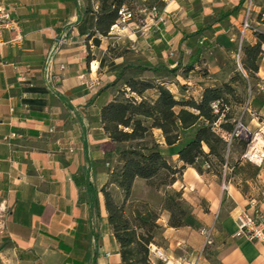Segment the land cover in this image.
Instances as JSON below:
<instances>
[{
    "label": "crops",
    "instance_id": "obj_1",
    "mask_svg": "<svg viewBox=\"0 0 264 264\" xmlns=\"http://www.w3.org/2000/svg\"><path fill=\"white\" fill-rule=\"evenodd\" d=\"M0 3L16 25L2 31L0 47V264H121L100 193L108 174L102 169L107 139L99 111L110 100L109 92L101 91L122 62L106 61L104 54L109 45L131 38L133 29L114 28L108 37L88 39L95 28V0ZM182 35H177L180 40ZM258 77L264 80V57ZM89 81L100 87L89 88L84 83ZM257 109L261 119L256 126L264 137V105ZM255 111L252 106L247 110ZM154 134L162 153L180 166L178 147L165 146L160 132ZM240 156L233 152L230 159ZM80 169L93 175L99 217L91 212L93 193L88 197L73 181ZM231 172L230 166L227 180H220L186 168L168 187L180 193L198 226L168 228L163 212L164 252L176 264H264V247L236 236L241 211L264 215V163L240 161ZM139 183L144 195L158 193L155 206L160 209L161 190L153 191L144 181L134 182L131 199L147 201L133 197ZM205 231L211 236L208 246Z\"/></svg>",
    "mask_w": 264,
    "mask_h": 264
},
{
    "label": "trees",
    "instance_id": "obj_2",
    "mask_svg": "<svg viewBox=\"0 0 264 264\" xmlns=\"http://www.w3.org/2000/svg\"><path fill=\"white\" fill-rule=\"evenodd\" d=\"M245 0L233 9L220 10L208 24L195 32L183 34L180 43L188 38L202 35L212 30L216 24L236 16ZM98 5L94 30L89 34L108 37L118 20L121 8L131 7L135 0H95ZM158 3L163 6L162 2ZM253 28V27H252ZM255 43L241 45L240 66L233 65L226 80L217 81L210 76V84L201 83L198 97L182 96L177 98L171 91L177 77L188 79L194 72V63L182 65L181 59L170 62L152 63L135 55L131 46L109 45L104 54L106 61L122 59L114 70V80L103 91H108L110 100L99 111V123L106 136L102 145L103 163L108 180L100 189L104 208L112 236L118 244L121 264H152L151 248L156 245L155 238L162 237L163 227L158 224V214L147 203L131 199L132 188L136 180L144 181L154 191L171 187L182 177L186 168L194 169L199 175L214 174L222 180L224 166H231L234 172L240 162L230 159L239 147L242 154L247 143L234 138L228 144L216 134L213 124L221 119L220 130L230 135L235 128L240 111L249 107L256 92L251 86L257 81L260 62L264 57V33L253 29ZM196 53V57L200 53ZM88 55V64L92 61ZM182 70V73H180ZM203 78H207L204 73ZM217 107V113L214 112ZM159 131L163 144L167 147L177 146L180 166L171 161L170 156L161 151V144L155 136ZM191 132L185 139L184 134ZM208 166V168H205ZM93 175L88 169H80L73 181L89 197L93 193L91 212L99 217L97 202L98 191L93 184ZM180 193L165 195L161 210L167 213V227L180 229L189 226L191 219L183 207Z\"/></svg>",
    "mask_w": 264,
    "mask_h": 264
},
{
    "label": "rangeland",
    "instance_id": "obj_3",
    "mask_svg": "<svg viewBox=\"0 0 264 264\" xmlns=\"http://www.w3.org/2000/svg\"><path fill=\"white\" fill-rule=\"evenodd\" d=\"M158 1L162 2L160 0H135L131 7H126L132 13L133 18L130 22L126 23L125 27L130 26L133 29L131 31L133 35L129 39H122L119 44L120 47L130 45L136 53L135 55L149 60L152 63L158 61L167 63L171 61V58L176 61L181 59L183 66L191 62L194 63V72L189 74L188 79L179 76L173 81L172 85L169 84L172 93L177 98H181L182 96H193L197 98L199 85L201 83L210 84V76L214 77L213 79L217 81L226 80L233 65L237 66L235 53L240 43L241 45L242 43L253 45L256 41L254 33L243 31V6H240L236 16L224 20L221 24L214 25L211 31L206 30L198 37L188 38L183 43H180V37L177 36L178 33L189 35L200 27L205 26L220 10L233 9L239 5L240 0H175L167 12L165 11L166 4L162 2L163 6H161ZM152 7H155L157 10L158 14L156 18L148 16V10ZM250 21L253 29L257 32L264 33V0H254V8L250 16ZM119 44L115 45L119 46ZM198 48L201 52L196 57ZM262 49H264V46H262ZM217 69H219V72L212 74ZM180 73H182V70H180ZM204 73L207 78H203ZM256 79L257 81L251 83V86L255 88L256 92L249 105V107L252 106V109L256 111L248 113L247 110L249 107H247V110L244 108L240 111L238 119L242 117V124L246 130L253 134V136L258 134L259 141L264 142V137L259 134L258 127L256 126V123L261 119V117L259 118L257 116V108L264 105V90L258 88V85L261 84L258 73ZM246 134V131L242 132L240 138L242 141H245L243 136ZM190 135L191 132H187L184 134V138L187 139ZM234 149L236 154L237 152L241 153L239 147L234 146ZM102 169L107 170L108 166L103 165ZM143 189L144 185L139 183L136 186L133 197L139 199L144 196L147 198L146 202L140 200H136V202L139 204L147 203V206L158 214L160 220L158 224H161V221L164 219V213L161 208H156L159 200L158 193L151 192L149 195H144ZM175 193L169 188L161 189L163 197L167 194L174 195ZM192 217L189 221V226L195 229L198 226L192 220ZM206 238H208L209 242L211 241L210 232L208 231L204 233V239L206 240ZM155 244L154 247L157 251L163 253L170 259V262L175 263L164 252L165 241L163 236L161 237L160 234L157 235ZM156 253V251H150L151 263L167 264Z\"/></svg>",
    "mask_w": 264,
    "mask_h": 264
},
{
    "label": "built area",
    "instance_id": "obj_4",
    "mask_svg": "<svg viewBox=\"0 0 264 264\" xmlns=\"http://www.w3.org/2000/svg\"><path fill=\"white\" fill-rule=\"evenodd\" d=\"M164 2L166 5L172 3L175 0H160ZM208 1V0H206ZM254 8V0H245L243 4V22H242V28L243 31H249L253 32V28L251 26L250 16L253 12ZM157 10L155 7H152L148 10V16L151 18L157 17ZM133 18V15L130 11H128L126 8H121L118 11V20L116 24L113 26L112 29L117 30H123L126 26V23L130 22ZM160 19V18H159ZM161 20V19H160ZM16 29L15 22L11 18V12L9 9L2 3H0V47L3 45L2 43V31L3 30H14ZM240 52H241V43L235 53V60L238 66L240 62ZM80 79L84 80V77L81 76ZM86 85H88L91 89H96L100 87V84L95 81H89L84 82ZM258 88L260 90H264V80H261V84L258 85ZM250 103L248 101L247 105ZM247 110V106H246ZM214 112L217 113V107L214 106ZM220 124L221 119H219L216 123L213 124L214 131L216 134L221 135V137L230 144L231 141L234 138H241V132L244 130L247 132L245 136H243L244 140L247 142V147L245 151L240 156V161L249 163L255 166H260L262 163H264V144H260L258 141V134L253 136L242 124V117L238 119L236 122L234 131L227 135L223 133L220 130ZM16 135H12V137H15ZM205 168H208V166H205ZM228 171V168L224 166V174ZM223 188H225L223 186ZM237 224V232L236 236L238 237H245L250 241H254L258 244H260L262 247H264V215L260 214L258 211L254 210L253 212L249 211H241L236 219ZM210 242L208 241V238L205 240V245H209ZM157 252V256L166 262L167 264H175L170 262V259H168L163 253L160 251H157L156 248L153 246L151 248V252Z\"/></svg>",
    "mask_w": 264,
    "mask_h": 264
},
{
    "label": "bare ground",
    "instance_id": "obj_5",
    "mask_svg": "<svg viewBox=\"0 0 264 264\" xmlns=\"http://www.w3.org/2000/svg\"><path fill=\"white\" fill-rule=\"evenodd\" d=\"M243 131H244V130H243ZM243 131H242V132H243ZM242 132H241V133H242ZM258 139H259V138H258ZM259 143H264V142H262V141H259Z\"/></svg>",
    "mask_w": 264,
    "mask_h": 264
}]
</instances>
